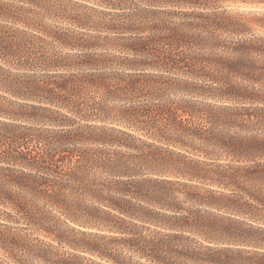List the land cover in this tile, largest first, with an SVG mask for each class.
I'll return each instance as SVG.
<instances>
[{
    "label": "clouds",
    "instance_id": "clouds-1",
    "mask_svg": "<svg viewBox=\"0 0 264 264\" xmlns=\"http://www.w3.org/2000/svg\"><path fill=\"white\" fill-rule=\"evenodd\" d=\"M0 264H264V0H0Z\"/></svg>",
    "mask_w": 264,
    "mask_h": 264
}]
</instances>
